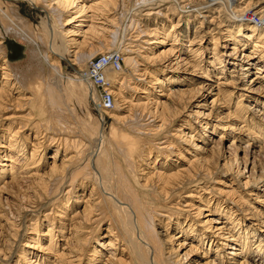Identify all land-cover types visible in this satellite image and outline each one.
Segmentation results:
<instances>
[{"label":"bare ground","instance_id":"6f19581e","mask_svg":"<svg viewBox=\"0 0 264 264\" xmlns=\"http://www.w3.org/2000/svg\"><path fill=\"white\" fill-rule=\"evenodd\" d=\"M27 1L46 13L37 32L0 0V192L14 185L26 191L18 213L5 218L12 236L22 231L17 220L32 217L16 264H264V190H257L264 173L247 175L237 154L214 169L218 153L206 149L211 134L229 129L233 144L264 150V120L256 113L264 115V92L257 95L264 88H251L264 80V0ZM11 35L29 44L28 62L39 56L49 73H18L6 46ZM110 51L127 67L107 71L115 101L103 110L83 67ZM68 56L81 69L63 83ZM182 62L202 74L214 70L209 86L223 98L213 105L243 92L228 115L239 125L227 126L223 113L199 103L204 95L190 101L196 88L184 87L193 77L178 74ZM89 100L105 119L93 120ZM240 129L247 133L236 135ZM234 165L236 185L220 180L224 188H210L215 174L232 173ZM195 253L202 263L190 258ZM5 258L0 245V264Z\"/></svg>","mask_w":264,"mask_h":264},{"label":"rangeland","instance_id":"374dc122","mask_svg":"<svg viewBox=\"0 0 264 264\" xmlns=\"http://www.w3.org/2000/svg\"><path fill=\"white\" fill-rule=\"evenodd\" d=\"M3 2L5 3V5H7V4H9L11 7V9L12 10H16L17 9V11H18V16L19 17H21L22 19H23V21L26 23V24H29L30 26H31V28L34 30V31H38V28L39 27H41V23H42V21H43V18L44 17H46V13H45V11H43V9L41 10L40 8H38L37 6H34V5H32L29 1H27V0H3ZM247 18L246 19H249V21H253V18H252V14H247V16H246ZM169 23H167V25H168ZM103 43V41H101V43H98L97 45H103L102 44ZM120 43V42H119ZM205 44H207V43H205ZM211 44V43H210ZM119 45V44H118ZM208 45V44H207ZM212 45V44H211ZM6 46H7V50H8V54H9V57H10V60H11V62L14 64V66H16V71L18 72V73H24V72H26V74L28 73L29 75H34V74H36L37 72H39V70L40 69H38V68H40V67H42L43 69H42V71L44 72L43 73V75L44 74H46V73H49V70H50V68H49V66L46 64V62H42V60H41V58L39 57V56H37V57H34V60L32 61V63H29L28 62V60H29V44H26V43H24V41L23 40H21L18 36H15V35H11V36H9L8 37V42L6 43ZM41 52L44 54V47H42L41 48ZM245 52H248V50L247 51H245ZM102 52H100V54H101ZM182 53H184V52H182ZM95 54H99V52H96ZM181 55H185L186 56V53L185 54H181ZM93 56H96V55H94L93 54ZM212 56V54L209 52L207 55H205L204 56V60H205V62L202 64V66L204 65H207L206 64V60L207 59H209L210 57ZM241 56H243V55H241ZM92 59V57L89 59V60H91ZM89 60L88 61H86L85 62V66L83 67L84 69H87V67H88V62H89ZM189 59H187L186 60V62L188 61ZM256 61H259V58H256ZM28 62V63H27ZM34 62V63H33ZM158 68L160 69H164V70H166L167 69V65L168 64H166L165 63V61H162L161 59H158ZM184 62H182L181 63V65H180V68H178V70H177V72H178V74H182L183 72V74H185V75H187V76H192L193 77V79H192V82H190V84H188V85H186V86H184L185 88H188V90L189 89H191L192 88V91L194 92V89H195V94L194 93H192V92H190V94L192 93L193 94V96H192V94H191V98L193 99V100H190L191 102L193 101V102H195V103H198V101H203L204 100V98L202 97L203 95L204 96H206V102L205 101H203V102H199V103H201V104H205L206 106L208 105V106H210L211 107V105H212V109H213V111H217V113L218 112H220V113H223L221 116L223 117H226L225 119L223 118V122L224 123H226L227 124V126H230V124L229 123H236V124H238L239 125V123L240 122H238L237 120H236V118H235V116L233 117V116H229V118H228V115H229V111H231L232 110V107H233V104H234V101L236 100V97L239 95V94H241V93H243L242 91H239V94H237V95H233L231 98L232 99H230V101H227L226 99H223L222 101H219V103H217L216 105L214 104H211V102H212V100L214 99V98H218V96L216 95V93H218L217 92V88L216 89H213L212 87H210L209 85L210 84H215L213 81H214V70L211 68L210 70H213L212 72H206L205 74H202V72H201V70H197V69H195L194 71H193V69L189 66V65H187V64H183ZM30 65L29 67V69H28V66L27 65ZM35 64V65H34ZM41 64H43V66H41ZM62 64H64V77H63V79L62 80H64V81H62L63 83H66V82H68V79L69 78H75V77H77L78 75H79V73H78V71H79V69H81V67H79L78 66V64H76V65H74L73 63H72V61H71V57L70 56H68V58L67 59H63L62 60ZM183 64V65H182ZM261 65V67H263V70H264V62H262V63H260ZM126 64L125 63H123V71H124V69H126ZM177 67V65L175 66V68ZM232 68V67H231ZM254 68V67H253ZM28 69V70H27ZM26 70V71H25ZM255 70V68L253 69V71ZM28 71V72H27ZM203 71V70H202ZM192 72V73H191ZM34 73V74H33ZM121 73H123V72H121ZM78 74V75H77ZM207 75V76H206ZM254 76H256V75H251V77H254ZM251 77H246L245 78V83H247L248 84V86H250L251 84L248 82V80H249V78H251ZM163 78V77H162ZM211 79V80H210ZM222 81H226V79H225V77L224 78H222V80L220 81V82H222ZM206 84V85H205ZM217 84V83H216ZM205 85V86H204ZM264 80H262V79H260L259 80V82L257 81V82H255L254 83V85L252 84L251 85V88L253 89H255L256 91H258L259 90V87L260 88H264ZM199 86H203L202 87V89H201V92H198L197 93V88L199 87ZM216 86V85H215ZM223 88H229L230 89V87H226V86H222ZM45 87H43V89H44ZM42 89V91H44ZM212 91V92H211ZM237 91V90H236ZM210 92H211V94H210ZM264 91L263 90H259L258 91V93H257V95L259 96L260 94H262ZM247 93V92H246ZM196 95V96H195ZM208 95V96H207ZM222 95H224V94H222ZM144 96V95H143ZM190 96V95H189ZM223 98V96H221V97H219L218 99H222ZM189 99H190V97H189ZM198 99V100H197ZM260 99H262V100H264V98H260ZM117 100H118V98H117ZM196 100H197V102H196ZM90 102L88 103V111L93 115V120L95 119V120H101V118L104 116V113H102L97 107H96V105H95V102L94 101H91V100H89ZM192 102V103H193ZM230 102H232V105L230 104ZM194 103V104H195ZM243 103L244 104H248V105H250V107L251 108H253L252 106L253 105H255V104H253L252 102H247V101H243ZM218 105V106H217ZM230 105V106H229ZM82 106H84V105H82ZM229 106V107H228ZM232 106V107H231ZM258 107V109H260V108H262V107H260V106H257ZM194 109H197V108H194ZM82 110V111H81ZM201 110H203V109H201ZM208 110V109H207ZM206 110V111H207ZM264 110V109H263ZM79 111L81 112V114L82 115H86V108H85V106L84 107H81L80 109H79ZM126 113H128L127 111H124L123 112V114H126ZM256 113H257V119L258 120H260V119H263L264 120V115L262 116L261 114H260V112L259 111H256ZM103 115V116H102ZM251 115H254V114H252L251 113ZM215 115H211L210 117H208L207 119L208 120H210L212 117H214ZM233 117V118H232ZM104 119H105V116H104ZM206 119V120H207ZM216 119H218V118H215V120ZM212 120V119H211ZM226 120V121H225ZM201 121V120H200ZM262 123H263V125H264V121H262V120H260ZM94 122V121H93ZM113 122V119L112 118H106V121H105V128H106V131H107V133L109 134L110 133V130H111V128H110V125H111V123ZM205 122V121H204ZM203 122V123H204ZM180 124V122H178L177 123V126ZM194 125H198V124H194ZM243 125V124H242ZM198 127H199V125H198ZM239 128V127H238ZM199 129L201 130V127H199ZM229 132H230V130L229 129H225L224 131H220V130H218V132H216V133H213V134H211L212 136V138H210V142H209V144L206 146L207 148L206 149H208L209 150V153L212 151V149H213V151L217 154V156H216V154H215V159H214V161H217L218 162V165H215V164H213L212 165V168H214V169H216V167L218 168V166L219 165H223L224 163H225V159L229 156V157H231L230 155H232V157L235 155V154H237V156L240 158V164H241V166H242V168L244 169V165H245V163L247 164V168H246V171H249L248 173H247V175H249V174H255L256 176L257 175H259V177H260V175H262L263 173H264V150H263V145H261L260 146V144L261 143H259L254 149H252V146H250V151H249V153L246 151L247 150V148H244V144L245 143H242L243 144V146H240L239 147V145H240V141H236L234 144H233V140H232V137L233 136H228V134H229ZM244 130H237L236 131V135H240V133L241 134H246L247 132H244ZM221 133H224V138H221ZM228 133V134H227ZM236 140V139H235ZM33 145H31V143H30V148H29V152L30 151H32V149H33ZM213 147V148H212ZM231 147V148H230ZM223 150V151H222ZM252 150V151H251ZM205 151H207V150H205ZM212 151V152H213ZM217 151V152H216ZM230 153H232V154H230ZM46 156L47 157H50V156H52V151H48L47 153H46ZM227 156V157H226ZM220 157V158H219ZM49 162H52V158L50 159L49 158ZM179 162V161H178ZM234 167H235V170L234 171H232V173H233V175H232V173H227V174H225V175H222V174H219V175H217V174H215V178L213 179V178H211L212 180H211V187L210 188H212L213 186H215L214 187V189H218V188H224V186H222V185H220V184H218V183H216V182H219L220 180H224L222 183H226V182H234V183H232V186L233 185H236V180H233L232 179V177H234V174H235V176L236 175H238V173L236 172L237 170H236V165H234ZM47 168L49 169V166H47ZM47 168L46 169H42L41 171H46L47 170ZM242 169V170H243ZM252 169H254V170H252ZM263 172V173H262ZM32 173V172H31ZM30 173V174H31ZM30 174H28V175H30ZM26 175V176H25ZM24 175V177H25V179L26 180H29V184H31V183H33V181H34V176H32V175H30V176H28L27 174H25ZM34 179H33V178ZM29 178V179H28ZM232 180V181H231ZM262 180H263V182L262 183H259V187L260 188H257V190L259 189V191H261V190H264V176H263V178H262ZM12 180H10V182H11ZM30 181H32V182H30ZM3 184H5V182L3 183ZM13 185V184H12ZM15 186V185H14ZM14 186H10V187H7L6 189H4V190H1V192H0V213L1 214H4V215H2V217H0V245L2 246V248H3V252L6 254V258L4 259V262L6 263V264H16V262H17V260H18V254H19V252L21 251V249L24 247V245H25V240H26V237L28 236V231H30V229H29V224H30V222H29V220L30 219H32V217H28V219H24V220H22V221H20L21 219H19V220H17V222L18 223H20L21 222V230L22 231H20L19 233H17L18 235H16V236H12L14 233H15V230H12L11 229V227H10V225L8 224V223H6V221H5V218H6V216H7V218L9 217V213H10V211H13L14 212V214L16 213H18L17 211H18V208H19V204H20V201H19V199H21L22 197V193L21 192H26V191H24L23 189H17V188H13ZM13 188V189H12ZM13 190V191H12ZM18 190H20L19 192H18ZM23 190V191H22ZM21 193V194H20ZM187 194V193H186ZM185 194V195H186ZM12 195V196H11ZM7 197L9 198V199H7ZM19 198V199H18ZM246 198H248L247 200H248V202L250 203L251 202V204L252 205H254V206H258V205H260V207H262V205L263 204H259V202H258V198H256L255 196H248V197H246ZM258 199V200H257ZM254 201V202H253ZM256 201V202H255ZM226 205H229L230 207H232V208H234L233 210L235 211V210H239L240 208L241 209H244L245 207H244V205H242L240 208H239V206H238V204L236 203V204H234L233 205V203L232 204H224V206L226 207ZM84 206H85V203H82L81 205H80V208H84ZM17 209V210H16ZM44 211V210H43ZM261 212H264V208H262V211ZM237 215L238 214H240V211H237V213H236ZM264 215V214H263ZM5 216V217H4ZM240 216V215H239ZM242 216H243V214L241 215V218H242ZM249 216L250 215H247V216H244V219L246 220V221H248V222H250V221H253L252 219H249ZM13 219L12 218H10V221H12ZM201 220H203V217H201ZM254 222H256V221H254ZM264 229V228H263ZM47 229H45V231H46ZM263 234H264V232H263ZM20 235V236H19ZM14 237V238H13ZM61 242V241H60ZM63 243V242H62ZM198 253H195V255L194 256H192V254H191V259H194L195 257V259L196 260H198V261H201V263L203 262L202 260L203 259H201V258H199V255H197ZM193 257V258H192ZM257 259H259V258H257ZM194 264H197V263H194Z\"/></svg>","mask_w":264,"mask_h":264},{"label":"built area","instance_id":"2783aa9c","mask_svg":"<svg viewBox=\"0 0 264 264\" xmlns=\"http://www.w3.org/2000/svg\"><path fill=\"white\" fill-rule=\"evenodd\" d=\"M88 63L85 75L98 91L103 110H109L114 105L115 95L110 90L111 82L107 79V71L109 68L117 71L122 70L124 63L122 56L119 52L110 51L92 57Z\"/></svg>","mask_w":264,"mask_h":264}]
</instances>
